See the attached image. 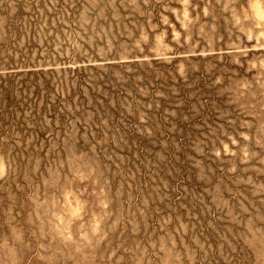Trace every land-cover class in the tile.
<instances>
[{"label": "rangeland", "instance_id": "rangeland-1", "mask_svg": "<svg viewBox=\"0 0 264 264\" xmlns=\"http://www.w3.org/2000/svg\"><path fill=\"white\" fill-rule=\"evenodd\" d=\"M0 264H264V0H0Z\"/></svg>", "mask_w": 264, "mask_h": 264}]
</instances>
